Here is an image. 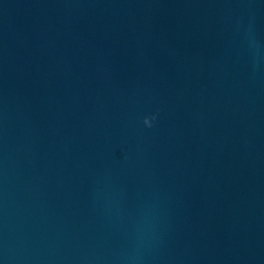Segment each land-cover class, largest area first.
<instances>
[{"label":"water","instance_id":"95a60500","mask_svg":"<svg viewBox=\"0 0 264 264\" xmlns=\"http://www.w3.org/2000/svg\"><path fill=\"white\" fill-rule=\"evenodd\" d=\"M0 264H264V0H0Z\"/></svg>","mask_w":264,"mask_h":264}]
</instances>
